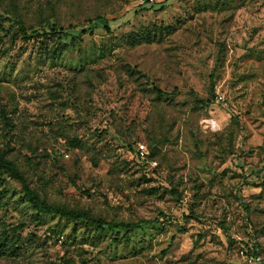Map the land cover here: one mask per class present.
<instances>
[{
	"label": "rangeland",
	"instance_id": "1",
	"mask_svg": "<svg viewBox=\"0 0 264 264\" xmlns=\"http://www.w3.org/2000/svg\"><path fill=\"white\" fill-rule=\"evenodd\" d=\"M0 156L152 221L0 169V264H264V0H0Z\"/></svg>",
	"mask_w": 264,
	"mask_h": 264
},
{
	"label": "trees",
	"instance_id": "2",
	"mask_svg": "<svg viewBox=\"0 0 264 264\" xmlns=\"http://www.w3.org/2000/svg\"><path fill=\"white\" fill-rule=\"evenodd\" d=\"M108 28V26H107ZM19 32L22 34L23 38L26 40L33 39L34 37L39 36H63L67 29L60 27L56 28L54 26L46 29V28H34V29H26L22 23H20ZM160 93L164 94V92L159 91ZM0 169H6L9 170L12 174H14L20 182L23 184V189L26 192L27 196L29 197V200L33 205L40 211L49 212V213H58L61 215V217L67 218L72 221H84L86 224L93 225L96 228L103 229V228H120L124 229L126 231H131L135 227L141 226L143 224H149L152 223V221H142V222H136V223H111L107 222L103 219H92L88 217L86 214H80L75 213L68 210L63 209H55L52 206L48 205L45 201L40 199L37 195L33 193V191L30 189L25 176L16 169L14 164L6 159L4 157L0 156ZM248 210V207H247ZM254 255L256 254V251H254Z\"/></svg>",
	"mask_w": 264,
	"mask_h": 264
},
{
	"label": "built area",
	"instance_id": "3",
	"mask_svg": "<svg viewBox=\"0 0 264 264\" xmlns=\"http://www.w3.org/2000/svg\"><path fill=\"white\" fill-rule=\"evenodd\" d=\"M143 1H145V2H153L154 0H143ZM218 99L222 100V99H223V96H222V95H219V96H218ZM139 146H140V150H139V151H140V154H141V155H144L145 145H144V144H140ZM253 261H254V262H261L262 260H261V258L258 256V257L253 258Z\"/></svg>",
	"mask_w": 264,
	"mask_h": 264
}]
</instances>
